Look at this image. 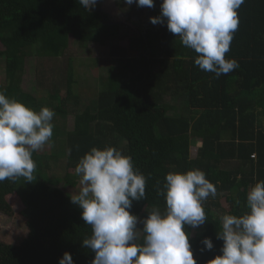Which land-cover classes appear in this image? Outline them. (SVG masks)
I'll return each mask as SVG.
<instances>
[{
  "label": "trees",
  "instance_id": "16d2710c",
  "mask_svg": "<svg viewBox=\"0 0 264 264\" xmlns=\"http://www.w3.org/2000/svg\"><path fill=\"white\" fill-rule=\"evenodd\" d=\"M160 4H120L132 34L130 55L119 50L123 56L116 57L117 48L109 47L108 38L118 27L109 24L113 19L108 13L85 10L77 0H0V10L9 5L27 16L0 37L5 76L0 92L32 110L54 111L50 141L65 139L64 156L42 149L32 154L37 166L33 182L22 177L0 182V211L7 208L5 198L16 195L29 212L27 234L19 245L0 241V264H58L64 252L74 264H91L94 253L82 247L91 227L50 172L61 157L66 169L74 170L93 147L116 148L145 176L146 197L133 201L130 209L141 220L154 208L165 211L157 190L163 188L167 173L203 171L217 195L203 203L205 224L186 226L185 231L196 264L221 254L223 242L215 235L220 216L244 213L246 193L264 181V0H244L237 9L239 26L225 58L235 59L239 67L218 78L194 64L197 54L166 24L150 22L160 15ZM10 17L1 22L8 23ZM73 42L83 49L89 43L111 49L106 76L95 77L96 84L87 85V79L77 84L69 63ZM30 72L35 80L28 92L23 82ZM69 118L72 127L67 130ZM196 144L200 146L192 159L190 149ZM69 177L65 173L62 181L74 187ZM222 200L227 209L221 207ZM205 237L212 240L213 249L204 248Z\"/></svg>",
  "mask_w": 264,
  "mask_h": 264
},
{
  "label": "clouds",
  "instance_id": "9594fccd",
  "mask_svg": "<svg viewBox=\"0 0 264 264\" xmlns=\"http://www.w3.org/2000/svg\"><path fill=\"white\" fill-rule=\"evenodd\" d=\"M85 10L98 0H77ZM128 5L154 7V0H124ZM244 0H161L160 15L152 24H166L180 37L181 44L197 55L194 64L218 78L239 67L226 59L233 34L239 26L237 9ZM54 111L26 107L0 92V182L23 178L33 182L36 163L32 154L53 135ZM254 158V157H253ZM81 188L71 202L81 209V218L91 227L82 247L94 253L91 264H196L185 227L197 228L206 222L203 203L217 189L199 169L165 175L162 189L165 211L154 208L142 220L130 214L133 201L146 197V178L134 169L131 157L114 147H93L75 166ZM240 205V200H236ZM246 211L241 215L222 214L216 238L220 255L207 264H264V181L246 193ZM142 228L138 229L137 224ZM142 234V239H141ZM201 243L213 249L210 238ZM58 264H74L64 252Z\"/></svg>",
  "mask_w": 264,
  "mask_h": 264
},
{
  "label": "rangeland",
  "instance_id": "374dc122",
  "mask_svg": "<svg viewBox=\"0 0 264 264\" xmlns=\"http://www.w3.org/2000/svg\"><path fill=\"white\" fill-rule=\"evenodd\" d=\"M106 2L107 0H98L96 6L91 10L98 11L100 13L109 12L107 10L108 8L105 6ZM131 5L135 4L133 3ZM9 16L11 17L9 18L8 23L1 22L3 17ZM26 18L27 16H24L22 12L17 11L9 5H7V7H2L0 10V37H2V34L9 33L11 31V28L17 22H22ZM29 23L31 25H34L33 20H30ZM109 24L111 26L118 27V30L113 31L112 36L108 38H111L108 42L109 47L114 46L118 50V53H116L117 50L115 49L114 56H123L122 54H120L119 50L125 52V56H129L130 51L128 50V42L129 37L132 34V32L130 31V29H132L131 23H129L126 19H109ZM28 32L31 36H33V32L30 30V28ZM111 44L113 46H110ZM70 48L71 59L69 63L71 64L72 74L75 76V79L79 86L85 84L84 79L90 80L91 83L86 84L91 86L98 82L97 80L94 81L95 77L102 78L106 76V72L108 71L107 59L111 57V49L108 50L107 46L102 47L98 45V43H89L88 47L83 49L75 47L74 42L71 43ZM1 50L3 49L2 45L0 44V51ZM1 65L2 62H0V83H4L5 76L3 75V69ZM34 80L35 77L31 72L25 76L23 82L25 91H32V88L34 87ZM71 127L72 118H69L67 121V130H70ZM64 140L65 139L63 137H61L60 139L51 140L41 149L43 152L46 151L47 153H49L50 151H53L58 156H64ZM199 146L200 144L191 146L190 157L192 159L196 157L197 149ZM65 173L70 176V179L76 182L74 187L67 186L64 180L62 181ZM50 176L61 180L59 186L62 188L66 200L68 199L71 201V197L75 194H78L81 188L79 177L75 174L74 170H68V168L66 169L65 157H61L60 159H58L57 163L54 164L53 170L50 172ZM5 202L7 204V208L4 209L3 212L0 211V241L5 244L19 245L23 237H25L27 234L25 222L28 219L29 212L24 208L19 197H17L16 195L7 196L5 198ZM75 205L79 207L77 204ZM221 207L227 209L228 205L226 204L225 200H222Z\"/></svg>",
  "mask_w": 264,
  "mask_h": 264
},
{
  "label": "flooded vegetation",
  "instance_id": "af4514ba",
  "mask_svg": "<svg viewBox=\"0 0 264 264\" xmlns=\"http://www.w3.org/2000/svg\"><path fill=\"white\" fill-rule=\"evenodd\" d=\"M120 4L126 5L124 0H122V1L121 0H107V2L105 3V6L108 8L107 10L109 12H107V11L106 12L108 13V17L109 18H112V19H124V16H122L123 15V12H122V9H121L122 7L120 6ZM126 10H129V9H126Z\"/></svg>",
  "mask_w": 264,
  "mask_h": 264
}]
</instances>
